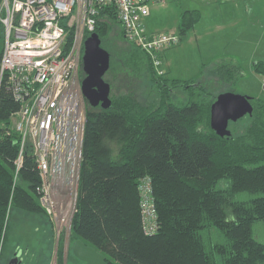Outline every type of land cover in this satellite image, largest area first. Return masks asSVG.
<instances>
[{"label": "trees", "instance_id": "obj_1", "mask_svg": "<svg viewBox=\"0 0 264 264\" xmlns=\"http://www.w3.org/2000/svg\"><path fill=\"white\" fill-rule=\"evenodd\" d=\"M200 16L197 9L181 13L180 40ZM95 18L94 30L85 37L98 33L110 53L104 79L112 104L102 108L87 103L71 241L81 239L109 264H264V243L254 235L256 223L264 231V98L251 96L252 114L229 122L230 137L220 136L210 124L212 103L242 75L241 63L223 55L211 71L204 65L194 79L172 78L166 70L159 74L151 55L125 37L115 6H102ZM109 36L125 43V49L112 39L105 44ZM73 42L74 28L68 46ZM3 44L0 23V60ZM252 68L264 78V58ZM142 75L155 91L150 102L141 103L131 92L113 93L122 76L131 81ZM175 90L183 92L184 101L175 98ZM18 108L6 74H0V264L11 241V225L20 223L21 214L37 215L47 230L41 260L33 258V264H44L56 247V234L36 193L40 176L30 143L16 171L21 136L12 130L11 116ZM245 117L248 124L237 132L236 122ZM146 175L152 178L159 221L151 235L143 229L138 188ZM31 229V235L38 232ZM63 246L64 235L57 264H65Z\"/></svg>", "mask_w": 264, "mask_h": 264}, {"label": "built area", "instance_id": "obj_2", "mask_svg": "<svg viewBox=\"0 0 264 264\" xmlns=\"http://www.w3.org/2000/svg\"><path fill=\"white\" fill-rule=\"evenodd\" d=\"M159 1L0 0L4 37L0 74H6L7 86L19 103L11 116V128L21 136L16 171L23 164L25 144L30 143L40 176L36 193L57 233L69 231L77 210L88 103L79 73L85 32L94 30L102 6H115L125 37L148 52L163 74L162 53L180 38L172 31L148 30L150 4ZM72 28L74 42L68 46ZM138 186L143 229L151 235L159 229L151 176L142 177Z\"/></svg>", "mask_w": 264, "mask_h": 264}, {"label": "rangeland", "instance_id": "obj_3", "mask_svg": "<svg viewBox=\"0 0 264 264\" xmlns=\"http://www.w3.org/2000/svg\"><path fill=\"white\" fill-rule=\"evenodd\" d=\"M155 3L150 4V18L147 24L148 28H153L156 32L172 31L178 33L179 16L186 9H197L201 14L199 21L191 30V34H186L183 36V41L180 40L164 49L162 54L165 66L163 68L168 71L169 76L172 78L194 79L199 77L204 65L208 66L206 70L211 71L213 62L216 63L219 57L233 54L241 63L243 73L234 85L228 87V91L250 97L264 98V78L252 68L255 60L264 58V0H165L162 6ZM111 37L105 39L104 43L108 44L110 39L114 40ZM116 45L117 47L124 46L125 49L126 44H121L118 40ZM208 63L210 64L208 65ZM79 73L83 78V68L79 70ZM122 77L118 84H114L113 93L126 94L131 92L143 104L150 102L155 96V91L150 90L143 75L135 80L133 78L131 81L126 80L124 76ZM212 81H216L214 75ZM210 86L215 88L217 84H214L213 87ZM219 89L223 88L220 87ZM212 91L215 94L218 92L216 89H212ZM175 96V98L180 99L179 101L185 100V95L179 90H175ZM248 122V117H245L239 123L236 122L235 129L237 132L244 129ZM232 127L231 124L230 128L232 129ZM18 220L20 223L16 222V227L11 225V241L7 245L4 260L1 264H9L10 260L19 251H21V254L18 256L17 264H19V260H23L25 264H33V258L36 256L39 261L41 260V257H39L40 250L42 247H46L42 239H45L48 234L44 225L40 226V217L21 214L17 218ZM25 223L29 226H23ZM31 226L38 232L31 235V231L33 232ZM38 227L41 228L43 233ZM71 228L72 223L68 232H55L56 247L52 251L50 260H47L46 263L43 260L44 264H57V256L55 258V255H58V242L62 235H64L65 264H80L75 260L76 257L72 251L76 241H71ZM262 228L260 223H256L254 225V235L264 243ZM36 239L37 242H35Z\"/></svg>", "mask_w": 264, "mask_h": 264}, {"label": "water", "instance_id": "obj_4", "mask_svg": "<svg viewBox=\"0 0 264 264\" xmlns=\"http://www.w3.org/2000/svg\"><path fill=\"white\" fill-rule=\"evenodd\" d=\"M101 42V37L96 32H92L83 41L82 68L85 75L82 78L81 87L89 105L109 108L112 104L111 87L104 79V75L110 67V53ZM250 100V96L232 91L218 94L211 105V128L220 136L230 137L229 122L252 114L253 106ZM72 251L82 261L81 264H109L105 255L85 244L81 239L76 240ZM20 254L21 251L10 260L9 264H17Z\"/></svg>", "mask_w": 264, "mask_h": 264}, {"label": "crops", "instance_id": "obj_5", "mask_svg": "<svg viewBox=\"0 0 264 264\" xmlns=\"http://www.w3.org/2000/svg\"><path fill=\"white\" fill-rule=\"evenodd\" d=\"M155 4H157V5H161V6L164 5L163 2H162V3H157V2H156ZM152 5H153V4H152ZM180 16H181V15H180ZM180 16H179V18H180ZM149 18H150V16L147 18V23H148V21H149ZM147 27H148V24H147ZM194 27H195V26H194ZM194 27H193V28H194ZM193 28H192V29H193ZM192 29H191V30H192ZM148 30H149V31H154L153 28H148ZM191 30H190V32H189L188 34H191V32H192ZM189 36H190V35H189ZM189 38H190V37H189ZM253 38H254V37H253ZM253 38H252V39H253ZM250 40H251V39H250ZM181 41H183V38L181 39ZM256 42H257V41H256ZM256 42H255V43H256ZM228 57H232V58H234L235 60H237V59L235 58V55H233V54H229ZM220 58H221V57H219V59H220ZM237 61H238V60H237ZM238 62H239V61H238ZM213 63H214V62H213ZM167 68H168V67H167ZM167 70H168V69H167Z\"/></svg>", "mask_w": 264, "mask_h": 264}, {"label": "bare ground", "instance_id": "obj_6", "mask_svg": "<svg viewBox=\"0 0 264 264\" xmlns=\"http://www.w3.org/2000/svg\"><path fill=\"white\" fill-rule=\"evenodd\" d=\"M165 0H162V1H159V2H164ZM87 119V118H86ZM12 121V120H11ZM86 125V124H85ZM35 159H36V157H35ZM80 172L81 171H79V174H80ZM65 177L67 176V177H70V172L69 173H66L65 172V175H64ZM79 183H80V175H79ZM72 219H73V217H72ZM72 219H71V222H70V224L72 223Z\"/></svg>", "mask_w": 264, "mask_h": 264}, {"label": "flooded vegetation", "instance_id": "obj_7", "mask_svg": "<svg viewBox=\"0 0 264 264\" xmlns=\"http://www.w3.org/2000/svg\"><path fill=\"white\" fill-rule=\"evenodd\" d=\"M84 77V76H83ZM82 263V261L80 262V264Z\"/></svg>", "mask_w": 264, "mask_h": 264}]
</instances>
